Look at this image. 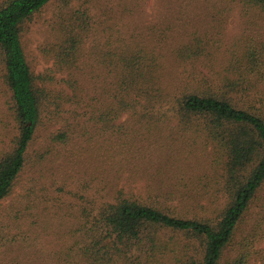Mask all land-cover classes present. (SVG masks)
<instances>
[{
	"label": "rangeland",
	"instance_id": "374dc122",
	"mask_svg": "<svg viewBox=\"0 0 264 264\" xmlns=\"http://www.w3.org/2000/svg\"><path fill=\"white\" fill-rule=\"evenodd\" d=\"M81 7L89 13L81 55L70 69L57 68L52 48L62 28L71 19L75 23L73 9ZM257 32L264 33V14L240 0H73L68 7H61L60 0L47 3L27 22L23 46L32 71L53 77L49 85L73 101L38 132L12 194L2 201V219L10 218L14 225L0 239V264H78L73 246L82 209L91 211L114 200L118 190L157 199L187 217H218L226 203L224 160L197 122L181 124L171 111L151 122L124 112L111 122L112 128L103 129V122L88 119L84 112L93 109L103 90L114 89L112 58L106 56L121 43L146 44L160 57V83L170 96L190 84L217 85L232 50L240 53L250 39L240 37ZM185 45L198 49V55H178ZM4 70L0 54V155L17 134ZM167 101L155 109H170ZM63 131L68 140L53 143V136ZM45 151L48 155L42 157ZM254 228L250 238L257 253L251 264H264V186L226 249L225 261L243 248ZM162 233L165 240H186L171 230ZM145 254L134 251L137 257L123 256L116 264H180Z\"/></svg>",
	"mask_w": 264,
	"mask_h": 264
},
{
	"label": "trees",
	"instance_id": "16d2710c",
	"mask_svg": "<svg viewBox=\"0 0 264 264\" xmlns=\"http://www.w3.org/2000/svg\"><path fill=\"white\" fill-rule=\"evenodd\" d=\"M50 1H0L3 77L10 90L9 103L17 128L10 149L0 155V239L8 234L6 228L14 225L10 218L2 219V201L12 194L29 160L30 147L41 128L63 112L64 104L73 101L49 85L53 77L32 71L22 42L27 22ZM72 1L60 0V5L68 7ZM240 2L264 14V0ZM73 12L75 23L71 19L62 28L60 41L52 48L55 64L63 70L77 63L87 37L88 11L81 7ZM240 38L250 39L240 53L232 50L226 73L217 85L190 84L170 96L160 83V57L146 44L125 42L108 51L106 58H112L114 89L103 90L93 109L84 114L96 123L103 122V129L112 128L111 122L124 112L151 122L161 113L171 111V116L181 124L197 122L224 160L222 192L226 203L218 217H187L157 199L130 197L118 190L114 200L102 201L91 211L82 209L75 229L80 234L73 246L78 264H116L123 256L137 257L133 253L138 250L146 252L147 259L162 256L180 264L252 263L257 251L250 237L255 235V228L243 240V248L224 259L226 249L264 186V33ZM177 54L190 58L198 55V49L185 45ZM73 87L78 89L76 81ZM80 97L75 98L77 103ZM169 97L171 101H167ZM165 101L172 103L170 109H155ZM139 105L143 106L141 110ZM57 140L66 142L68 134H55L52 142ZM46 155L48 151L41 152L42 157ZM165 230L182 234L185 242L165 240ZM73 249L70 248L71 252Z\"/></svg>",
	"mask_w": 264,
	"mask_h": 264
}]
</instances>
